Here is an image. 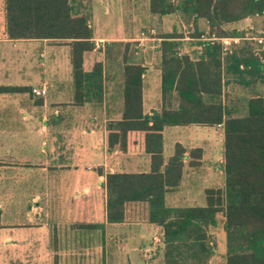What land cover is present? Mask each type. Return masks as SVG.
Wrapping results in <instances>:
<instances>
[{"label": "crops", "instance_id": "obj_1", "mask_svg": "<svg viewBox=\"0 0 264 264\" xmlns=\"http://www.w3.org/2000/svg\"><path fill=\"white\" fill-rule=\"evenodd\" d=\"M143 2L141 9L135 7V0H90L88 4L94 49L84 54L83 70L90 72L96 63L102 65V95L98 102H75L71 65H68V79L49 86L46 81L38 86L31 85L26 72L28 65L16 64L13 53L9 55L13 52L12 44L19 41L7 39L3 31L4 39H0V88L27 90L0 93V264L96 261L97 257L93 258L87 251L77 253L80 247L84 250L93 244L99 245L101 264H112V259L116 258L126 264H164L163 245L153 241L155 236L160 239V229L148 223L146 205H128L125 220L119 224L107 222L105 209L106 175L147 173L151 163L150 155L144 152L143 132H127L124 149L120 148L118 141L109 146L111 135L113 141L115 136L118 140L121 137L116 124L122 120L124 111L125 63L143 68L144 116L177 112L180 105L175 91L165 96L161 94V37H156V31L150 28L148 31L155 32L153 46L147 47L146 42L139 47L141 31L136 32L139 22L164 21L172 15H152L149 0ZM112 8L123 22L116 21L119 33L108 37L95 30L93 20L98 13L112 16ZM128 14L129 26H121ZM260 18H247L229 25L227 29L242 35L241 31L246 32L249 26L254 28V23H258ZM106 22L110 21L107 19ZM190 24L194 31L192 22ZM196 40L185 36L179 40L181 47L178 53L188 57L192 63L202 53ZM187 41L196 43L186 48L183 44ZM95 45L99 48L96 49ZM113 48L119 49L118 64H104L95 56L102 53L106 57ZM151 54L154 56L150 59ZM220 84L218 101L226 105L234 117L246 115L244 103L248 99L264 98V84L238 85L234 80L223 77L222 68ZM43 85L47 88V96L44 99L33 97L31 89ZM198 97L204 103L213 100L203 93ZM230 100H234L233 104H229ZM161 134L165 160L173 155L176 145L185 150L181 182L176 190L166 194V206L205 207V191L210 188L206 186L211 176L209 168L215 165L219 151L224 178L222 126H172ZM191 150L199 152L192 157L189 155ZM189 163L194 167L188 166ZM182 191L184 194L180 195ZM218 216L222 218L224 246L221 244L217 248L225 261L224 219L218 214L216 222ZM216 228H209L212 236ZM116 246L118 252L115 251ZM214 258L215 254L208 264H212Z\"/></svg>", "mask_w": 264, "mask_h": 264}, {"label": "trees", "instance_id": "obj_2", "mask_svg": "<svg viewBox=\"0 0 264 264\" xmlns=\"http://www.w3.org/2000/svg\"><path fill=\"white\" fill-rule=\"evenodd\" d=\"M90 0H4V32L9 40L65 42L70 47V65L77 103L98 102L102 95V65L83 70V56L94 49L90 27ZM149 12L159 17L180 15L192 22L194 35L217 38L240 36L227 32L229 25L264 16V0H149ZM202 20L206 30L199 32ZM161 94L175 91L177 112L142 114V74L138 65L125 62L123 77L124 111L116 124L120 140L109 137V146L119 142L124 149L127 132L144 133V152L150 155L147 173L106 175V220L124 222L130 204L146 205L147 221L160 229L164 264H208L216 245L209 228H216L221 214L225 235L224 264H264V98L244 103L246 115L233 112L218 101L223 77L241 86L264 84V51L243 42L222 55L219 43H198L200 58L192 63L178 57L182 35L161 37ZM26 88H0V93H17ZM210 95L204 103L198 95ZM214 98L217 101H214ZM221 125L223 128L224 188L207 189L203 208H168L166 194L178 188L184 168L185 150L176 145L173 155L163 157L162 131L167 127ZM198 150H191L194 156ZM190 167H194L189 163Z\"/></svg>", "mask_w": 264, "mask_h": 264}, {"label": "rangeland", "instance_id": "obj_3", "mask_svg": "<svg viewBox=\"0 0 264 264\" xmlns=\"http://www.w3.org/2000/svg\"><path fill=\"white\" fill-rule=\"evenodd\" d=\"M130 1V0H129ZM133 1V0H132ZM143 0H135V7L141 9V7L144 5ZM112 16L105 17L102 13L96 14L94 20H93V26L97 32L103 33L105 36L112 37L116 36V34L119 33V29L117 28V25H119L117 22H123L121 19L119 20L118 17H116V11L112 8ZM127 13H130L128 11ZM126 13V14H127ZM107 19L110 22H106ZM117 21V22H116ZM191 21L189 19H186L180 15H172L170 17H166L164 21H152V22H139L137 25L138 28L136 32H146L150 28L154 29L156 31L157 36L156 37H162L166 34H177L182 35L185 37H192L194 35V31L191 28ZM109 25V26H106ZM130 24L129 14L128 17L126 15L125 17V23H122L123 25ZM255 30L263 31L264 30V16H262L258 23H254ZM197 28L199 32L205 31L204 30V22L201 20L197 24ZM4 1L0 0V39H4ZM226 31L229 33L231 32L228 29ZM242 35H245V32L241 31ZM196 42H184L183 46L186 48L192 45H195ZM147 47L153 46V42H147ZM241 44L240 46H242ZM13 52H10V56L13 53V60L16 62V64L25 63L28 65V69L26 72H28V77L30 81L32 82L31 85L38 86L40 82L44 83L46 81L47 86L53 84L56 81L59 80H66L70 76L69 66L68 64V58L70 61V47L65 42H57V41H19L14 42L12 44ZM4 50H2L3 52ZM152 51V50H149ZM118 48H113L111 52H108L106 57H103L102 53H97L95 56L102 59L104 64L113 63L118 64L119 58H118ZM111 53V54H110ZM69 55V57H68ZM154 56V54L149 55V58L151 59ZM117 61V62H116ZM116 62V63H115ZM41 83V84H42ZM234 100H230L229 104H233ZM238 104V103H235ZM241 105V104H240ZM239 105V106H240ZM243 110V109H242ZM240 111L241 114L243 111ZM220 152V151H219ZM217 153V160L215 165L211 166L209 170L211 171V176L209 178V181L206 182V186H209V189H223L224 186V178L221 174V161L222 157L220 153ZM183 191L180 195H183ZM221 224H222V218L221 216L217 217V228L213 231V238L216 245V251H215V258L212 261V264H224V256L220 254L219 248H217L219 245L222 244V237H221ZM150 244H152V239L149 241ZM224 246V244H222ZM118 247L116 246V252H118ZM92 255L93 258H96V261H89V262H80L79 264H101L100 262V256H101V250L99 249V245L93 244L92 247H87L83 250L82 247L77 251V253H84L86 252ZM112 264H126L124 262H118V258L112 259Z\"/></svg>", "mask_w": 264, "mask_h": 264}, {"label": "built area", "instance_id": "obj_4", "mask_svg": "<svg viewBox=\"0 0 264 264\" xmlns=\"http://www.w3.org/2000/svg\"><path fill=\"white\" fill-rule=\"evenodd\" d=\"M173 3L177 0H172ZM155 38V32L153 30L141 32L138 39V46L143 47L146 42H153ZM196 41L199 43H219L221 46L222 55L231 53V51L240 46L243 42H252L256 48L264 50V31L258 32L252 26H249L246 29L245 35L236 36V37H224L217 38L214 35L208 36L207 33L202 34ZM95 48L98 49V45H95ZM181 53H178V57H181ZM31 94L37 99H44L47 96V88L45 85L40 87H34L31 89ZM153 241L155 243H160L161 239L154 237ZM147 253V252H146Z\"/></svg>", "mask_w": 264, "mask_h": 264}]
</instances>
